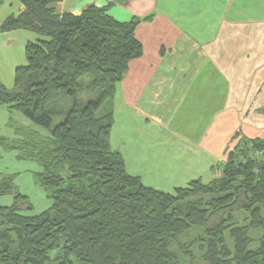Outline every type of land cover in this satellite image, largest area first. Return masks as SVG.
Returning <instances> with one entry per match:
<instances>
[{
    "label": "trees",
    "instance_id": "16d2710c",
    "mask_svg": "<svg viewBox=\"0 0 264 264\" xmlns=\"http://www.w3.org/2000/svg\"><path fill=\"white\" fill-rule=\"evenodd\" d=\"M15 1L25 10L0 31L39 39L26 45L13 90L0 84V108L51 136L26 130L23 141L0 144L41 167L36 181L53 206L33 215L14 178H2L0 197L15 203L0 207V264H184L193 254L198 264H264V134L237 136L209 183L168 194L144 185L112 149L114 115H98L143 57L140 21L118 22L110 7L91 5L78 17L57 13L60 0ZM84 79L99 95L82 105Z\"/></svg>",
    "mask_w": 264,
    "mask_h": 264
},
{
    "label": "crops",
    "instance_id": "0c3cea01",
    "mask_svg": "<svg viewBox=\"0 0 264 264\" xmlns=\"http://www.w3.org/2000/svg\"><path fill=\"white\" fill-rule=\"evenodd\" d=\"M91 5L110 7V16L121 23L140 21L136 35L143 57L130 64L107 109L115 118L112 149L124 161L127 157L131 176L155 189L147 165L162 179L171 175L175 186L163 187L167 194L180 183H209L237 136L264 134L258 125L264 115L259 111L264 110V0H60L53 8L79 17ZM24 10L7 0L0 6V26ZM37 39L24 30L0 31V84L7 89L15 87L16 69L28 64L21 55L26 45ZM26 130L51 136L11 106L0 108V141L21 142ZM18 155L0 144V162L12 157L23 169L0 172V181L14 178L16 189L32 203L19 180L35 170L32 177L41 188L36 175L42 169ZM44 197L41 213L53 206L45 190Z\"/></svg>",
    "mask_w": 264,
    "mask_h": 264
},
{
    "label": "rangeland",
    "instance_id": "374dc122",
    "mask_svg": "<svg viewBox=\"0 0 264 264\" xmlns=\"http://www.w3.org/2000/svg\"><path fill=\"white\" fill-rule=\"evenodd\" d=\"M115 5H116V2H115ZM21 55H23V57H22V58H24L23 60H27L26 59V52H25V54H21ZM12 59H14V61H21V58L20 57L13 56ZM82 83H83V89L80 92V96L78 98V102L79 103H82V105H84L89 100L95 99L99 95V92L97 91V89L95 87L92 86L90 80L84 79ZM74 103H75L74 99H72V98L71 99L70 98L68 99L67 98L65 100V102H64V106L67 107L68 109H70V108H72L74 106ZM108 103L109 102H107L106 105L103 106L99 110L98 115L106 114L107 109H108ZM259 111H261L260 113H262V114L264 113V110L263 111L262 110H259ZM255 112L258 113V110L255 111ZM260 118L262 119L263 123H261V124L258 123V125L264 127V115L261 116ZM114 124H115V118H114ZM55 125H57V124H55ZM38 128L40 130H42V131L48 132L47 130L41 129L40 127H38ZM181 150H183V149L181 148ZM125 159H126V161H128L127 157ZM17 163H18L17 160L15 161V159H12V157H7L4 160V162H0V172H2V173L5 172V171H11V172L18 171V172H22L23 169L22 168H19L18 166H16ZM31 163H33V165L35 166V168H38V165L37 164H35L32 161H31ZM128 163H129V161H128ZM147 167H148V170L151 172L150 177L152 178L153 183H155V186H157V188H155L156 190L158 189V190L162 191L163 190L162 189L163 187L166 188V189H171V187L175 186L174 185V182H172V180H171V175H169L168 180L162 179L159 176L158 173L153 174L152 168L149 169V166L148 165H147ZM158 168H161V167H158ZM33 171L35 172V170H31V172L28 173L29 174L28 176H22V178L19 180V185H20L21 192L24 195H27L28 197H30L31 201L34 202V203L32 202L33 205L35 206L34 207V210H33V213H34L33 215H39V213H41V210H42L41 203L43 201H46V199L44 197V190H43V188H39L38 186L35 185L34 178L32 177V174L34 173ZM220 175H221V173H217V170H216V172L214 174H212L211 179L214 180V178L216 176H220ZM199 180H201L202 182H205V179H199ZM183 185L184 184H181L180 183L176 187L180 189V188H183V187H180V186H183ZM173 192H174V190L172 192H170V193H173ZM13 199L14 198L11 197V196H6V197H3V198H0V206L6 207V206H9V205L13 204L14 203ZM239 217H242V215H239L238 218ZM197 230L198 229H193L194 232H196ZM192 252L195 253L194 251H192ZM197 254H198V252H196V255ZM198 255H200V254H198ZM185 258L186 259L183 261L184 264H198L197 263V256H195L194 254L193 255H187Z\"/></svg>",
    "mask_w": 264,
    "mask_h": 264
}]
</instances>
